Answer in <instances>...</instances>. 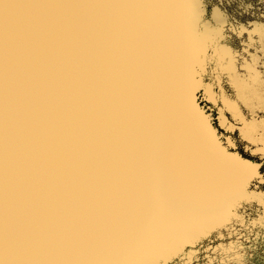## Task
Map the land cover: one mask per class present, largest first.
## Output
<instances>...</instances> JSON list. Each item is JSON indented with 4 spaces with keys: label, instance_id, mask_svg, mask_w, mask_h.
I'll return each instance as SVG.
<instances>
[{
    "label": "water",
    "instance_id": "obj_1",
    "mask_svg": "<svg viewBox=\"0 0 264 264\" xmlns=\"http://www.w3.org/2000/svg\"><path fill=\"white\" fill-rule=\"evenodd\" d=\"M191 5L5 0L0 264H121L143 218L219 185L224 158L187 104Z\"/></svg>",
    "mask_w": 264,
    "mask_h": 264
},
{
    "label": "snow or ice",
    "instance_id": "obj_2",
    "mask_svg": "<svg viewBox=\"0 0 264 264\" xmlns=\"http://www.w3.org/2000/svg\"><path fill=\"white\" fill-rule=\"evenodd\" d=\"M206 2L193 0L200 19ZM4 3L5 0H0V10H3ZM257 4L262 7L257 9ZM229 9L233 11L229 12ZM212 11L213 20L205 21V24L219 34L225 25L231 23L225 39L231 42L227 51L235 58L246 55L253 45L264 53V23L260 22L264 19V0H256V3L251 0H216ZM257 35L259 40H253L252 37ZM244 66L250 72L253 70L251 65ZM217 71L208 66L192 77L187 104L198 116L218 153L241 173L239 196L222 222L179 241L159 258L160 264H228L226 256L212 255L219 248L215 243L218 238L227 239L248 228H259L264 237V87L260 92L259 107L246 97H241L244 103L234 104L230 99L232 89L222 82ZM230 251L231 248L224 249L225 253Z\"/></svg>",
    "mask_w": 264,
    "mask_h": 264
},
{
    "label": "rangeland",
    "instance_id": "obj_3",
    "mask_svg": "<svg viewBox=\"0 0 264 264\" xmlns=\"http://www.w3.org/2000/svg\"><path fill=\"white\" fill-rule=\"evenodd\" d=\"M251 2L256 3V0ZM215 3L216 0H207L202 19L197 16L196 5H191L189 9V21L191 18L192 20L196 18L195 29L189 36L186 27L183 36L190 44L188 60L191 67V79L206 67L212 66L213 71L218 70L217 75L222 78V82L232 89L230 94L232 103L237 105L244 103L241 97H246L249 102L259 107L260 92L264 87L262 85L264 59L261 58L264 57V53L260 52L256 45H253L246 55L238 58L227 51L231 47V42L225 37L232 26L231 23L225 25L224 30L219 34L205 24V21L213 20L212 9ZM261 7V4H257V9ZM233 9H229V12ZM260 22L264 23V19ZM249 31H252L251 27ZM247 38L246 33L245 39ZM252 39L258 41L259 36H254ZM253 57L257 59L254 60ZM244 65H251L253 70L250 72ZM215 168L223 169L224 176L222 180L220 179L222 182L219 181V185L210 182L196 204L193 203L189 207L177 206V212L184 209L174 216L161 215L156 221L145 217L140 221L142 229H136L141 231L128 237V240L131 239L134 242L129 245L131 251L121 255L123 258L121 264H160L159 258L179 241L209 230L229 215L239 196L241 173L232 162L226 159ZM151 221H153L152 224L148 226L147 224ZM143 227H146V230L142 231ZM215 243L219 245V248L213 251L212 255L226 256L228 264H264V237L261 236L259 228H248L246 231L239 232V235L227 239L218 238ZM226 248H231V251L225 253ZM107 255L104 254L102 257L103 262L107 260Z\"/></svg>",
    "mask_w": 264,
    "mask_h": 264
}]
</instances>
